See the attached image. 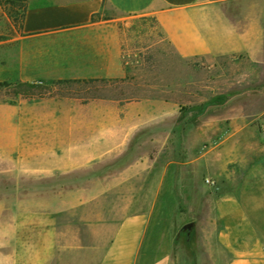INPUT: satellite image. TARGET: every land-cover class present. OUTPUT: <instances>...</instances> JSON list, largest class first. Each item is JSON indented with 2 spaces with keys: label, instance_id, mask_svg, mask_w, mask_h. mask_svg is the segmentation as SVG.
Segmentation results:
<instances>
[{
  "label": "crops",
  "instance_id": "0c3cea01",
  "mask_svg": "<svg viewBox=\"0 0 264 264\" xmlns=\"http://www.w3.org/2000/svg\"><path fill=\"white\" fill-rule=\"evenodd\" d=\"M21 1L20 31L0 32V82L147 87V59L164 48L212 71L228 58L264 66V16L229 14L239 0ZM174 87L171 97L0 100V264H53L60 218L111 193L128 203L98 264H172L153 249L156 215L159 200L173 198L185 143L219 179L251 168L250 195H215L212 240L221 264H264V90L212 113L185 107Z\"/></svg>",
  "mask_w": 264,
  "mask_h": 264
},
{
  "label": "rangeland",
  "instance_id": "374dc122",
  "mask_svg": "<svg viewBox=\"0 0 264 264\" xmlns=\"http://www.w3.org/2000/svg\"><path fill=\"white\" fill-rule=\"evenodd\" d=\"M11 1L4 0L0 11V32L3 33L20 31L23 22L25 12L19 8L20 4L13 7ZM226 9L234 17L264 16V0L233 1ZM221 65L222 68L212 71L194 62L177 61L164 48L158 54L152 52L147 59L148 71L142 80L147 87H135L129 82L131 86L122 89L171 97L172 83L175 85L178 81L179 92L176 93L174 87V97L185 107L212 113L228 108L225 101L233 95L245 96L264 90V66L257 69L247 59L232 58L222 59ZM7 83L0 82V100L12 101L16 98L14 87L6 86ZM135 83H140L139 78ZM189 148L185 143L181 145L179 156L175 155L179 169L176 182L171 186L173 198L159 200L153 249L160 255L171 256L172 264H221L226 255L212 240L215 195L222 188L225 191L244 188L250 195L251 168H232L231 174L226 173L219 179L207 171L202 160H197L201 153ZM214 162L213 159V165ZM242 172H247V177L241 178L247 184H236ZM208 179L214 184L208 183ZM6 181L5 186H12L10 178ZM250 201L247 200L249 204ZM127 203L121 193H111L82 205L75 214L63 215L58 224V249L53 264H98L117 221L124 216ZM191 223L193 229L189 234L184 227Z\"/></svg>",
  "mask_w": 264,
  "mask_h": 264
},
{
  "label": "trees",
  "instance_id": "16d2710c",
  "mask_svg": "<svg viewBox=\"0 0 264 264\" xmlns=\"http://www.w3.org/2000/svg\"><path fill=\"white\" fill-rule=\"evenodd\" d=\"M10 4L13 7L18 6L26 11L27 5L21 0H12ZM0 5H4V0H0ZM125 81L109 82V81H59L52 85L45 82H32V83H18V84H5L14 87V95L16 98H42L47 96H69L79 94L83 99L95 98H110V97H129L134 98L139 93L122 89L126 88L130 83ZM120 89V90H119Z\"/></svg>",
  "mask_w": 264,
  "mask_h": 264
},
{
  "label": "water",
  "instance_id": "95a60500",
  "mask_svg": "<svg viewBox=\"0 0 264 264\" xmlns=\"http://www.w3.org/2000/svg\"><path fill=\"white\" fill-rule=\"evenodd\" d=\"M192 229H193V224L192 223L188 224V225H186L184 227V230L187 231L189 234L191 233Z\"/></svg>",
  "mask_w": 264,
  "mask_h": 264
},
{
  "label": "built area",
  "instance_id": "2783aa9c",
  "mask_svg": "<svg viewBox=\"0 0 264 264\" xmlns=\"http://www.w3.org/2000/svg\"><path fill=\"white\" fill-rule=\"evenodd\" d=\"M262 134H263V136H264V126H263V128H262ZM207 182H208V183H212V184H214V182H211L209 179L207 180Z\"/></svg>",
  "mask_w": 264,
  "mask_h": 264
}]
</instances>
